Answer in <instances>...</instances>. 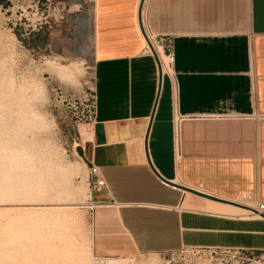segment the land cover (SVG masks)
<instances>
[{
	"label": "crops",
	"instance_id": "obj_1",
	"mask_svg": "<svg viewBox=\"0 0 264 264\" xmlns=\"http://www.w3.org/2000/svg\"><path fill=\"white\" fill-rule=\"evenodd\" d=\"M90 1L91 15L77 17L74 33L91 43L94 59L83 159L106 185L93 195V253L264 254L263 221L164 183L243 208L264 201V0H150L146 29L170 36L174 54L156 106L140 0ZM149 122L147 155L164 182L146 163Z\"/></svg>",
	"mask_w": 264,
	"mask_h": 264
},
{
	"label": "rangeland",
	"instance_id": "obj_2",
	"mask_svg": "<svg viewBox=\"0 0 264 264\" xmlns=\"http://www.w3.org/2000/svg\"><path fill=\"white\" fill-rule=\"evenodd\" d=\"M6 2L0 8V264H93L94 258L118 259L113 264H264V254L227 250L106 258L93 253L95 204L83 154L93 116L94 59L91 43L74 33L77 17L90 16L92 3ZM36 35L46 41L42 48L33 44ZM52 206L60 210L29 209ZM59 247H73V259Z\"/></svg>",
	"mask_w": 264,
	"mask_h": 264
},
{
	"label": "built area",
	"instance_id": "obj_3",
	"mask_svg": "<svg viewBox=\"0 0 264 264\" xmlns=\"http://www.w3.org/2000/svg\"><path fill=\"white\" fill-rule=\"evenodd\" d=\"M149 1L150 0H140L139 2L137 16H138V28H139L140 36L144 43V47H145L147 55L153 58L150 48L155 53L158 59V62L160 64L161 73H162V63L158 58V55L156 53V48H159L161 50V53L165 59V64L171 71L173 63H174L172 38L170 36L151 35L145 26V15H146V10H147ZM40 25L41 24H38V26ZM93 112H94V99H93L92 107H91L92 115H93ZM176 119H179V122L181 120L180 118H176ZM174 128H175V125H174ZM85 166H86V172H87L88 187L90 188V191L93 195H98L99 193H101L102 191L106 189L105 182L97 167L93 166L92 164L85 165ZM95 206L96 205L92 206V208H95ZM244 211L247 213V217L250 218L251 216L255 215L258 217L259 220L264 222V201L257 200L253 207L245 208Z\"/></svg>",
	"mask_w": 264,
	"mask_h": 264
},
{
	"label": "water",
	"instance_id": "obj_4",
	"mask_svg": "<svg viewBox=\"0 0 264 264\" xmlns=\"http://www.w3.org/2000/svg\"><path fill=\"white\" fill-rule=\"evenodd\" d=\"M151 52H152V56H153V59H154V62L156 64V68H157V73H158V94H157V97H156V100H155V104L154 106H156V103H157V100H158V95H159V92H160V82H161V78H162V73H161V68H160V64L158 62V59L155 55V53L153 52V50L150 48ZM150 123L149 122V125L147 127V130H146V134H145V137H144V153H145V157H146V163L148 165V167L150 168L151 172L154 174V176H156L160 181L164 182L158 175L157 173L154 171V169L152 168L150 162H149V159H148V155H147V148H146V145H147V137H148V132H149V129H150ZM165 184L173 187V188H178V189H181L187 193H190L194 196H197V197H200V198H203V199H206V200H209V201H212V202H216V203H220V204H225V205H229V206H232V207H236V208H239L241 210H245V208L237 205V204H234V203H231V202H226L224 200H220V199H217V198H214V197H211V196H208V195H205V194H202V193H199V192H196L194 190H191V189H188V188H183V187H178V186H175L173 184H168L166 182H164Z\"/></svg>",
	"mask_w": 264,
	"mask_h": 264
},
{
	"label": "bare ground",
	"instance_id": "obj_5",
	"mask_svg": "<svg viewBox=\"0 0 264 264\" xmlns=\"http://www.w3.org/2000/svg\"><path fill=\"white\" fill-rule=\"evenodd\" d=\"M142 26H143V24H142ZM156 53H157V55H158V58H159V60L161 61V63H162V74H168V75H170L171 74V71L169 70V68L166 66V64H165V59H164V56L162 55V53H161V50L159 49V48H156ZM73 64V63H72ZM19 206H27V205H19ZM29 206H31V205H29ZM42 207V206H41ZM29 208L30 210H38V211H41V212H46L47 210H60L59 209V207L58 208H54L53 206V208ZM62 207V206H61ZM70 209V208H69ZM242 213L243 214H246V216H247V213L245 212V211H242ZM54 218H56V217H54ZM251 219H257L258 220V217L257 216H251L250 217ZM59 236V235H58ZM56 238V237H55ZM53 239V238H52ZM51 239V240H52ZM50 240V239H49ZM54 241H55V239H54ZM53 241V242H54ZM51 242V241H50ZM58 242H59V240H58ZM66 242H67V240H66ZM69 242V241H68ZM61 243V242H60ZM70 243V242H69ZM48 244V243H47ZM50 244V243H49ZM51 244H53V243H51ZM55 244V243H54ZM66 244H68V243H66ZM58 245H59V243H58ZM57 245V246H58ZM61 245H62V243H61ZM51 246V245H50ZM57 246H55V247H57ZM54 247V246H53ZM58 248V247H57ZM61 250H60V254H62V256L63 257H65L66 259H69V260H72L73 259V257L75 256V249L73 248V247H66V248H61V247H59ZM113 260L114 259H93V264H113ZM92 261V260H91Z\"/></svg>",
	"mask_w": 264,
	"mask_h": 264
},
{
	"label": "trees",
	"instance_id": "obj_6",
	"mask_svg": "<svg viewBox=\"0 0 264 264\" xmlns=\"http://www.w3.org/2000/svg\"><path fill=\"white\" fill-rule=\"evenodd\" d=\"M7 7H8V3L6 2V0H0V8L6 9ZM32 41H33L34 46L40 47V48H42L43 45L46 44V41L42 42L39 35L33 36Z\"/></svg>",
	"mask_w": 264,
	"mask_h": 264
}]
</instances>
